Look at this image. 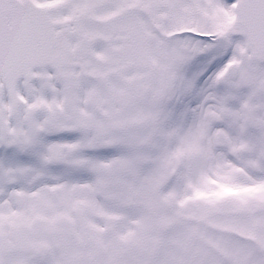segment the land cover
<instances>
[{"label":"snow or ice","instance_id":"obj_1","mask_svg":"<svg viewBox=\"0 0 264 264\" xmlns=\"http://www.w3.org/2000/svg\"><path fill=\"white\" fill-rule=\"evenodd\" d=\"M0 264H264V0H0Z\"/></svg>","mask_w":264,"mask_h":264}]
</instances>
